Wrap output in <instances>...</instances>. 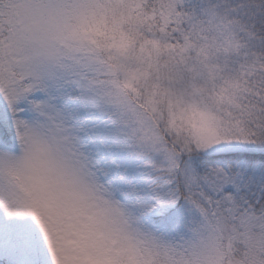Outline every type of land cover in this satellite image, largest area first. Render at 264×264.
<instances>
[{
  "label": "snow or ice",
  "instance_id": "obj_1",
  "mask_svg": "<svg viewBox=\"0 0 264 264\" xmlns=\"http://www.w3.org/2000/svg\"><path fill=\"white\" fill-rule=\"evenodd\" d=\"M0 264H264V0H0Z\"/></svg>",
  "mask_w": 264,
  "mask_h": 264
}]
</instances>
